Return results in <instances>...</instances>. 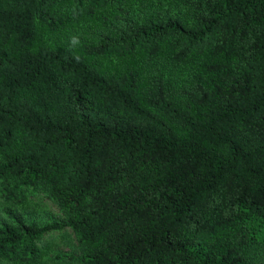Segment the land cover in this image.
<instances>
[{"label":"trees","instance_id":"1","mask_svg":"<svg viewBox=\"0 0 264 264\" xmlns=\"http://www.w3.org/2000/svg\"><path fill=\"white\" fill-rule=\"evenodd\" d=\"M0 261L264 264V0H0Z\"/></svg>","mask_w":264,"mask_h":264},{"label":"rangeland","instance_id":"2","mask_svg":"<svg viewBox=\"0 0 264 264\" xmlns=\"http://www.w3.org/2000/svg\"><path fill=\"white\" fill-rule=\"evenodd\" d=\"M6 209L38 225H44L53 220L62 221L58 207L38 190L28 191L22 204H8L0 199V224L9 220ZM44 238L50 239V242L40 264H74L68 255L76 253L75 241L67 227H62L61 230H49L44 234ZM0 264L12 263L3 260Z\"/></svg>","mask_w":264,"mask_h":264}]
</instances>
